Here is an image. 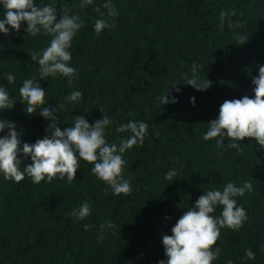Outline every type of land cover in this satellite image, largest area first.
<instances>
[{"label": "trees", "instance_id": "trees-1", "mask_svg": "<svg viewBox=\"0 0 264 264\" xmlns=\"http://www.w3.org/2000/svg\"><path fill=\"white\" fill-rule=\"evenodd\" d=\"M35 2L56 7L58 19L63 9L79 14L85 27L70 49L71 66L79 72L72 86L60 76L40 81L39 65L30 58L49 45L50 35L32 37L24 32L26 22L20 33L10 25L7 35L0 33V86L15 104L0 112V122L16 125L21 147L42 139L48 125L20 102L22 82L33 77L46 91L43 107L57 106L62 130L72 127L77 115H85L89 123L101 119V109L113 121L106 130L110 144L127 138L129 133L115 129L129 120H142L149 130L142 147L124 154L129 195H113L83 160L71 184L66 179L33 184L27 176L17 183L0 175V264H158L167 259L162 237L172 234L204 191L245 181L253 190L236 199L248 220L238 231L221 229L214 246L220 247V256L213 264H264V149L251 138L239 150L230 148L227 138L222 148L215 139L203 140L207 123L225 100L254 98L252 79L264 64V0H113V17L95 10L106 13L105 0L84 9L80 0ZM221 10H234L231 22L241 26L230 28L226 20L221 27ZM3 15L0 10V19ZM96 19H108L112 27L97 35ZM193 63L198 75L212 82L207 91H197L182 78ZM2 73H13L15 84H8ZM172 82L181 83L179 102L161 105L157 97L166 95ZM73 87L83 92L79 104L65 103ZM30 163L29 157L21 170ZM170 169L178 174L166 181ZM84 201L91 204L92 214L74 223L69 213ZM220 211L218 207L214 215ZM108 220L116 228L101 231ZM247 249L256 253L255 260L246 259Z\"/></svg>", "mask_w": 264, "mask_h": 264}, {"label": "clouds", "instance_id": "clouds-1", "mask_svg": "<svg viewBox=\"0 0 264 264\" xmlns=\"http://www.w3.org/2000/svg\"><path fill=\"white\" fill-rule=\"evenodd\" d=\"M95 4V0H80L79 7L87 8ZM106 13L96 7L101 16L113 17L117 15L113 0H105L102 5ZM0 10H3V18L0 19V33L7 35L12 30L20 33L26 22L27 32L32 37H38L42 32L52 38L49 45L42 51L31 53V60L39 65L40 81L45 77L57 76L66 78L69 86L79 78L77 68L71 66L73 39L79 31L85 27L79 14L69 15L66 9L57 18L56 7L46 4L39 6L35 0H0ZM234 10L220 12L221 27L228 20L230 28L240 27L239 23H232L230 17L235 16ZM112 25L108 19H96L93 31L100 35ZM8 84H15L16 77L13 73L3 74ZM186 85L192 86L200 92L211 88L212 82L198 75V65L193 63L189 72L182 77ZM254 98L245 95L240 99L225 100L220 106L218 116L208 122V130L203 135V140L215 139L216 146L222 148L225 139L228 146L239 150L240 144L245 138L256 141L260 148L264 149V64L259 65V75L252 79ZM178 82H172L167 88V94L157 97L161 105L178 103V94L181 89ZM185 85V84H183ZM174 90L173 91H170ZM20 102L26 105V112L31 115L39 113L48 125L42 139L35 143H23L21 147L20 133L16 131L13 122H0V175L5 180L21 182L27 176L33 184L51 182L54 179L67 180L69 184L76 179L77 170L80 169V161H86L92 165L91 173L105 185L111 188L113 195H129L132 192L130 178H125L123 172L127 164L124 154L134 146L142 147L145 137L148 135L149 125L144 121L129 120L116 127V133H129L127 138L119 143H109L106 139V130L112 125V119L104 114L102 118L92 123L85 115H77L71 122L72 127L63 130L59 126L60 117L57 115V106L43 107L46 101V91L40 86L35 77L25 79L19 88ZM83 99V92L73 87L70 94L64 100L67 104H79ZM195 106V97L190 99ZM15 106L7 90L0 86V112L12 109ZM65 105L60 104L63 108ZM67 122V121H66ZM21 154L23 159L21 158ZM30 157L31 163L23 170L21 165ZM175 169L166 172L164 179L173 181L177 176ZM171 184V183H170ZM253 190L252 183L245 181L242 186L235 182H227L222 190L204 191L187 211L178 219L171 229V235L162 237V245L167 259L160 260L158 264H213L219 259L220 247L216 246L221 236V229L227 228L233 231L240 230L248 220L245 208L239 205L237 197H244ZM220 208V215L214 213ZM92 214V206L84 201L78 208H74L69 216L74 223L86 220ZM170 220L171 217H165ZM90 225L85 224L88 230ZM114 230L115 223L105 221L100 226ZM247 260H255L256 253L251 249L245 250ZM231 264V262H229Z\"/></svg>", "mask_w": 264, "mask_h": 264}]
</instances>
